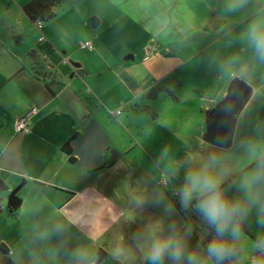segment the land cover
<instances>
[{"label":"rangeland","instance_id":"rangeland-1","mask_svg":"<svg viewBox=\"0 0 264 264\" xmlns=\"http://www.w3.org/2000/svg\"><path fill=\"white\" fill-rule=\"evenodd\" d=\"M10 1L13 0H0V22H4L10 14L5 9ZM75 3L80 4L78 9L75 7ZM145 10L151 13V18H146ZM164 10V8L160 9L162 13ZM157 11L159 12V10ZM154 12L156 10L145 8L143 0H75L74 3L72 0H61L59 7L55 10V17L41 23L42 26L48 28L50 38L44 32H39L38 35L45 40L38 44L50 57L52 66L60 72V81L75 83L81 91L83 99L88 100L91 97L94 104L95 100L103 99L109 106H112L117 99L125 100L132 96L118 76L119 65L133 66L145 62L143 70H138L139 83L144 89L136 99L138 103L142 100L143 105L137 106V111L130 112L129 109L121 107V103L118 102L119 107L116 109H118L117 113L121 112V116L116 115V117L112 116H115V112L111 113L116 109L107 108L104 111L98 104L97 111L107 120L110 143L114 144L123 158L127 156L125 157L127 163L132 162L134 168L139 157L138 161H141L143 166L152 172V177L142 179L139 170L133 168L125 173L126 184L122 181L123 187L118 188L117 184L111 183L109 190L101 189L106 194V198L102 201L107 204L124 199V196H127V202H130L122 209L124 223L129 230L118 232L116 238L110 228L102 231L100 228L103 213L101 209H103L102 206H105V202L98 207L88 203L90 204L88 207L79 211L80 200H78L79 203H66L67 195L40 187L35 184L36 181L30 178L39 173L42 177H47L52 175V171H55L60 185L63 184L65 177L63 172H68L69 169L78 171V169L67 165L59 173L55 169L58 167L57 163L61 157L58 151L47 147V141L52 140V144L56 141L55 133H51L53 127L50 120L57 119V116H49L41 122L43 125L39 129L37 127L35 132L28 135H17L18 139L10 145V150L11 148L18 150V159L21 165L17 167L15 165L10 170L0 168V182L4 186L0 189V247L4 245L8 249L6 255L11 260L13 259L9 253L13 249L22 247L26 241V225L36 220L60 217L70 225V247L83 244L93 248L96 255L99 249L107 250L108 254L100 264H145L142 252H139V249L138 251L134 249V244L129 243L127 239L133 233L132 228L135 227L137 233L141 232L148 223L163 217V212L144 211L147 203L138 207L136 198L155 187L156 174L161 166L160 157L166 149L165 139L173 141L174 138L163 125H158L153 127L152 132L142 131V137L139 139L135 134V129L128 124L129 120L140 119L143 115L148 116L147 120H149L151 114L148 113L150 110L147 106L154 104L161 109L163 100H198L202 93L199 92L200 89L201 91H214L219 82L218 76L221 78L220 81H223L224 78L228 79L221 74L207 70L205 66L208 55L218 51L219 48H226L224 40L214 41L218 27L210 24L207 19L205 20V15L201 13L203 10L185 9L173 4L174 19L171 23L169 19H166L167 26L164 25L165 19L152 17ZM91 18H96L99 23L101 19L102 22L93 27ZM47 41H51L52 48L47 46ZM85 41L91 44L92 49L80 47ZM23 42L21 48L24 50L25 45L32 42V36L24 38ZM224 49L222 51L226 52L227 49ZM3 60L5 58L0 55V66L4 64ZM63 60L67 63L65 64ZM70 63L80 66V76L75 74L73 77L70 76L72 68ZM22 93L21 86L17 84L0 91V143L12 131L13 134H16L14 125L11 131L9 119L12 111L18 110L21 100H24V98L19 100ZM261 114H264V109L261 110ZM95 115L97 116V114ZM117 119H122V123L119 124ZM28 129L29 124L27 131ZM24 136L25 138L20 140ZM136 140L143 146L154 150L157 158L149 161L143 160L144 157L142 158L140 151L134 146ZM175 143L181 147L174 151L175 156L208 149V147L198 146L193 150L189 146L185 147ZM132 146L134 148L130 149ZM168 151L171 152V150ZM44 162L49 163L51 168L45 167L42 170L37 167L38 163L45 164ZM21 180L25 181L18 191L21 206L11 217L6 212L5 199L8 192L15 188ZM81 182L79 181L78 185ZM92 187L93 185L89 186L90 189ZM168 196L172 200L177 199L172 197L171 191ZM97 200L101 201V196H97ZM84 201L85 197L83 196V204ZM37 208L39 209L38 214L35 212ZM85 209L90 212L85 213ZM108 213H110L109 210ZM148 214L156 216L151 219ZM182 217L186 220L194 217L196 220L197 232L191 241L195 245L201 222L191 209L187 212L183 211ZM245 229L249 233L248 236L255 239L257 229L254 221L251 228L246 227ZM133 240L136 245L135 238ZM56 242L57 240L54 238L53 244ZM64 251L62 250V255ZM14 263L28 264L27 253L23 254L19 262L14 261ZM58 264H62V261H59Z\"/></svg>","mask_w":264,"mask_h":264},{"label":"clouds","instance_id":"clouds-1","mask_svg":"<svg viewBox=\"0 0 264 264\" xmlns=\"http://www.w3.org/2000/svg\"><path fill=\"white\" fill-rule=\"evenodd\" d=\"M143 4L152 8L159 0ZM219 19L217 34L231 50L208 55L205 66L248 85L249 96L241 101L231 91L225 95L221 111L227 120L210 148L179 159L167 149L161 154L155 187L136 198L138 207L150 202L164 213L135 236L145 264H264V0H223ZM243 21L234 31V24ZM248 100V110L238 112L237 105ZM170 191L180 209H191L201 222L195 245V221L167 219L176 214ZM253 221L255 239L245 232ZM25 231V243L9 253L14 261L27 253L28 264H97L93 248L70 247V225L63 218L36 220Z\"/></svg>","mask_w":264,"mask_h":264},{"label":"crops","instance_id":"crops-1","mask_svg":"<svg viewBox=\"0 0 264 264\" xmlns=\"http://www.w3.org/2000/svg\"><path fill=\"white\" fill-rule=\"evenodd\" d=\"M29 1L30 0L10 1L5 7L6 11L10 12V14L7 16V19L4 22H0V55H3L5 58V60H3L4 64L0 66V91L7 87H13V85L17 84L21 86L23 92L19 100H21V98H24V100H21L19 109L12 111L10 115L9 121L11 131L13 125H15L16 119L20 117L29 107L35 106L37 108V113L30 119L29 129L26 133L13 134L12 131L9 136L6 138L4 137V140L0 143V147L2 148L0 151V168L10 170L15 165L16 167L21 165V162H19L18 159V150H15V148L14 150L13 148H11V150L9 149L10 145L15 142L16 139H18L17 135H28L33 133L37 127L39 129L43 125L41 122H43L46 118L51 115L57 116L58 120H50V123L53 127V131L51 133H55L56 141L54 144H52V140L47 141V147L58 151L61 157V160L59 163H57L58 167L55 169H57L59 173L60 170L63 169L65 165H67L69 167H74V169H78V171L69 169L68 172H63L65 177L63 178V184L60 185L58 183L57 173L55 171H52V175L47 177H42L41 173H39L37 176L32 175L30 178L36 181V183H34L40 187H46L55 193L67 195L68 199H66V203H79L78 200H80L79 211H83L84 207H88L90 204L98 207L105 202L102 200L106 198V194H104L101 189L104 188L109 190L111 183H113V185L114 183L117 184L118 188L123 187V183H125V173L134 168V165L131 161V163H127V158H125L127 156H124L123 158L116 150L114 144L110 143V138L108 135L109 132L107 130V120L101 115L99 111H97L98 104L102 110L106 111L107 108L115 110L119 107L118 102H120L121 107L129 109L130 112L137 111L136 107L143 104L142 100H140L141 102L138 103V100L136 99L142 94L144 89L139 83L138 70H143L145 62L133 66H125L123 64L119 65L120 73L118 76L128 91L132 93V96L129 98L125 100L117 99V101L112 106H109L103 99L98 101L95 100V104L91 97L88 100H84L81 91L78 89L75 83H63L60 81V72H58V70L52 66L50 57L41 49L40 45L38 44L39 42H44L45 40L43 39L42 41H39V32H44L48 38H50V34L46 26H42V28L38 30L35 23L31 22L23 13L22 8ZM72 1L74 3L75 0ZM222 2L223 0H170L169 4L166 3L165 0H159V6L145 8L148 10H156L152 16L154 19H169L170 23L174 19L173 4L185 9H201L203 10L201 13L205 15V20L207 19L210 24L219 27V24L221 23L219 15ZM79 5L80 4L75 3V7L77 9ZM161 8L165 9L163 13L160 11ZM157 10H159V12ZM205 10L209 11L206 12ZM145 12L147 16L146 18H151V13L147 12V10H145ZM239 15L240 14H237V16L233 17L232 19L235 21ZM122 17L123 15L121 18ZM101 22L102 20L100 19V23ZM100 23L98 21V24ZM244 23H246V21L235 23L234 31H240V29L244 26ZM29 35L32 36V42L27 43L23 50L21 48L22 44L24 43L23 40L24 38L27 39ZM222 40H224L223 35L216 34V39L214 41L220 42ZM50 42L47 41L46 44L49 48H52ZM222 49L224 48H219V51L223 52ZM230 50L231 49H227L226 51ZM63 62L65 64L67 63V61L64 60ZM70 64L72 65L70 76L73 77L74 74L80 76V66L74 63ZM217 78L219 82L214 91L208 92L204 91L203 89V91H201L200 89L199 92L202 93L198 100H163V105L161 108L163 111H160L161 109H159V106L151 104V106H147L150 110L148 113L151 114L149 120H147L148 116L143 115L140 119H130L128 124L132 125V127L135 129V134L139 137V139L142 137V131L147 130L149 133L152 132L153 127L163 125L175 140L170 141L165 139L166 149L171 150L170 154L173 156H175L174 151H177L181 148L178 147L175 142L185 147L189 146L193 150L198 146L210 148L216 141L212 134L215 113L219 110L222 102L224 101L225 95L229 94V91L232 93L237 86L235 83L229 88L228 85L231 81H233L232 79L224 78L223 81H220V76ZM238 83L240 85H244V93L247 91V89L250 90V87L245 83L239 81ZM250 103H252V101L248 100V103H244L239 111H246ZM117 111L118 109L111 112H115V116L112 114L111 115L113 117H116V115L121 116V112L117 113ZM95 114H97V116ZM91 120H96L107 136L106 152L102 156L101 164L96 167L86 168L77 165V160L75 163H69L67 161L66 155L60 152V146L74 134L78 133L81 136ZM117 120L119 124H121L123 121L122 119ZM24 138L25 136L20 138V140ZM205 141L212 142V144L205 143ZM134 146L138 148L142 158L144 157L143 160L145 159L146 161H149L153 158L154 160L157 158L154 150L149 149L148 146H143L141 143H139V141L136 140ZM134 146L130 147V149L134 148ZM185 154L186 153L182 154V156L178 155L175 157L179 159ZM138 158L134 169L139 170V175L143 177L142 179L151 178L152 172L145 168L143 163L138 161ZM111 160H113L114 163L110 167L99 169L103 162H109ZM155 163L157 164V162ZM38 164L39 165L37 167H40L42 170H44L45 167L48 169L51 168L49 163ZM67 178L68 180H66ZM79 181H82L80 185H78ZM92 185L93 187L90 189L89 186ZM152 190L153 189H149L146 193H151ZM83 196L85 197V205L82 202ZM97 196H101V201L97 200ZM123 198L124 199H119L115 203L107 204V202H105V206H102L103 209H101L103 213L101 215L100 228H102V231L110 228V231L113 233L115 238L118 232L129 230L126 223H124V213L122 209L125 208V206H127L126 204L130 202H127V196H124ZM176 202L179 206V210L176 209V214L167 217V219L169 221L178 220L183 222L186 219L182 217L183 211L180 209L178 198L176 199ZM146 205L147 207L144 209V211L147 210L146 212H163L162 207L156 206L153 203L149 202ZM108 210L110 213H108ZM85 211V213H88L87 211L89 210L85 209ZM148 215L151 219H154L156 216H151V214ZM191 220L196 222L194 217H192ZM132 232L133 233H131L129 236L130 238L128 237L127 240L129 243H133L134 249H137L138 251V248L136 247L133 240L137 233L135 231V227L132 228ZM131 247L133 248V245ZM104 252L106 253L105 256H107L108 252L106 249H104Z\"/></svg>","mask_w":264,"mask_h":264},{"label":"water","instance_id":"water-1","mask_svg":"<svg viewBox=\"0 0 264 264\" xmlns=\"http://www.w3.org/2000/svg\"><path fill=\"white\" fill-rule=\"evenodd\" d=\"M92 26L98 25L96 18H91ZM237 84L232 93H236L240 96L241 101L246 100L249 94V89L244 93V85H240L238 81H231L228 85L230 88L234 84ZM244 103L237 105V111ZM222 104L219 110L215 113L214 124L212 126V134L217 139L218 132L222 130L227 120L225 113L221 111ZM71 147L74 149L73 155L77 158L76 164L82 167L90 168L99 166L102 162V156L106 152L107 136L101 126L96 120H91L87 128L81 134L80 137L70 142ZM3 184L0 182V189L3 188ZM1 254H7L8 249L2 245L0 247ZM106 253L104 250L99 249L97 252V264H100L104 259Z\"/></svg>","mask_w":264,"mask_h":264},{"label":"trees","instance_id":"trees-1","mask_svg":"<svg viewBox=\"0 0 264 264\" xmlns=\"http://www.w3.org/2000/svg\"><path fill=\"white\" fill-rule=\"evenodd\" d=\"M61 0H30L26 5L23 6L22 11L27 18L35 23L40 21L41 23L51 20L55 15V10L59 7ZM80 137V134L72 135L66 142L60 146V152L66 155L69 163H74L76 159L72 156V147L70 142ZM114 163L113 160L109 162H103L99 169L110 167ZM24 180L12 190L6 196L5 208L9 216L13 217L21 206V199L18 195L20 187L23 185ZM175 207L179 210V206L176 200H173ZM247 235L248 231L245 229ZM0 264H15L6 254H0Z\"/></svg>","mask_w":264,"mask_h":264},{"label":"built area","instance_id":"built-area-1","mask_svg":"<svg viewBox=\"0 0 264 264\" xmlns=\"http://www.w3.org/2000/svg\"><path fill=\"white\" fill-rule=\"evenodd\" d=\"M36 28L40 30L42 28V24L40 21L35 22ZM43 37L39 38V41H42ZM81 48H86L88 50L92 49V46L89 42H84L80 45ZM37 113V108L35 106L29 107L20 117H18L15 121V131L16 133H25L27 132L28 124L30 119Z\"/></svg>","mask_w":264,"mask_h":264},{"label":"flooded vegetation","instance_id":"flooded-vegetation-1","mask_svg":"<svg viewBox=\"0 0 264 264\" xmlns=\"http://www.w3.org/2000/svg\"><path fill=\"white\" fill-rule=\"evenodd\" d=\"M73 152H74V149L72 148V156L77 160V158L73 155Z\"/></svg>","mask_w":264,"mask_h":264}]
</instances>
